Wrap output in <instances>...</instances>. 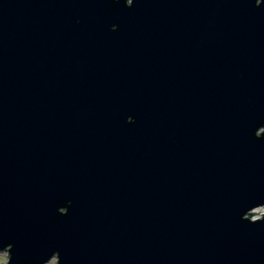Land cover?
I'll list each match as a JSON object with an SVG mask.
<instances>
[{
    "label": "water",
    "instance_id": "obj_1",
    "mask_svg": "<svg viewBox=\"0 0 264 264\" xmlns=\"http://www.w3.org/2000/svg\"><path fill=\"white\" fill-rule=\"evenodd\" d=\"M264 0H0L6 264H264Z\"/></svg>",
    "mask_w": 264,
    "mask_h": 264
},
{
    "label": "rangeland",
    "instance_id": "obj_2",
    "mask_svg": "<svg viewBox=\"0 0 264 264\" xmlns=\"http://www.w3.org/2000/svg\"><path fill=\"white\" fill-rule=\"evenodd\" d=\"M253 213H258L253 215L254 219L259 218L264 213V207L255 209ZM6 262H7V253L0 252V264H6ZM48 264H56V258L52 259Z\"/></svg>",
    "mask_w": 264,
    "mask_h": 264
},
{
    "label": "bare ground",
    "instance_id": "obj_3",
    "mask_svg": "<svg viewBox=\"0 0 264 264\" xmlns=\"http://www.w3.org/2000/svg\"><path fill=\"white\" fill-rule=\"evenodd\" d=\"M254 215V214H253Z\"/></svg>",
    "mask_w": 264,
    "mask_h": 264
}]
</instances>
